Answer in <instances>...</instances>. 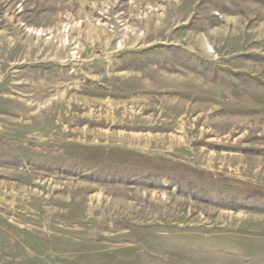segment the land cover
<instances>
[{"label":"rangeland","instance_id":"374dc122","mask_svg":"<svg viewBox=\"0 0 264 264\" xmlns=\"http://www.w3.org/2000/svg\"><path fill=\"white\" fill-rule=\"evenodd\" d=\"M0 264H264V6L0 0Z\"/></svg>","mask_w":264,"mask_h":264},{"label":"trees","instance_id":"16d2710c","mask_svg":"<svg viewBox=\"0 0 264 264\" xmlns=\"http://www.w3.org/2000/svg\"><path fill=\"white\" fill-rule=\"evenodd\" d=\"M206 1V0H204ZM210 3L215 5V10L220 11L226 8V1L227 0H209ZM231 4H236L239 0H228ZM255 2L264 6V0H254ZM246 195L248 199H252L254 195H251L249 191H246ZM255 198V197H254Z\"/></svg>","mask_w":264,"mask_h":264}]
</instances>
